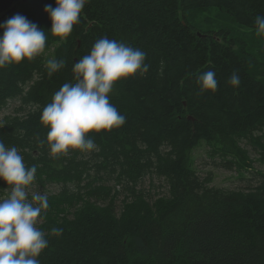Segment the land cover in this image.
Returning a JSON list of instances; mask_svg holds the SVG:
<instances>
[{"label":"trees","instance_id":"trees-1","mask_svg":"<svg viewBox=\"0 0 264 264\" xmlns=\"http://www.w3.org/2000/svg\"><path fill=\"white\" fill-rule=\"evenodd\" d=\"M46 5L55 0H27L0 19L23 15L47 37L43 54L0 69V113L16 104L0 122V140L37 166L29 189L48 197L37 224L49 240L40 264H264V174L225 190L189 166L190 153L211 141L226 168L251 170L253 150L264 159L262 37L238 33L256 31L264 0H89L59 46ZM104 37L146 52L149 70L114 85L110 103L123 126L95 134L89 153L53 159L41 112L64 83L76 82L75 60ZM50 58L65 62L51 77ZM208 70L218 86L201 94L197 78ZM233 72L238 88L229 84ZM147 179L149 189L163 183L165 194L148 199ZM6 187L0 181V197ZM111 190L113 201L123 195L132 206L117 214L106 203ZM52 228L62 234L50 235Z\"/></svg>","mask_w":264,"mask_h":264},{"label":"clouds","instance_id":"clouds-1","mask_svg":"<svg viewBox=\"0 0 264 264\" xmlns=\"http://www.w3.org/2000/svg\"><path fill=\"white\" fill-rule=\"evenodd\" d=\"M88 2L55 0V7L45 6L51 23L48 33L58 38L54 46L66 41ZM255 24L256 35L264 37V16H257ZM0 32V69L31 61L45 50V31L23 15H14L0 24ZM146 56L139 48L104 37L73 65L76 82L64 83L40 115V122L47 129L46 144L51 158L65 156L70 150L89 153L96 147L95 134L125 124V116L110 103V94L117 82L148 72ZM64 66V60L48 59L49 77ZM197 83L201 94L214 93L218 86L215 71L201 73ZM229 84L233 88L240 86L237 72L232 73ZM36 173V165L26 166L17 148L7 147L0 140V181L9 193L0 200V264H40L38 257L49 245L45 233L37 227L42 213L49 208L48 197L33 193L31 201L28 199ZM62 231L52 228L50 235L60 236Z\"/></svg>","mask_w":264,"mask_h":264},{"label":"rangeland","instance_id":"rangeland-1","mask_svg":"<svg viewBox=\"0 0 264 264\" xmlns=\"http://www.w3.org/2000/svg\"><path fill=\"white\" fill-rule=\"evenodd\" d=\"M238 33L249 37L256 35V31H249L243 29L238 30ZM260 46L263 48L264 51V37H262V39L259 41V47ZM261 60L264 61L263 58H261ZM15 105V103H9L8 106L0 113V122L3 117L11 115L13 113L12 110H14ZM191 157L192 158L189 161V166L201 178H204L208 174H211L213 181L210 186L218 189L237 190L243 188L246 185V181H244V179L253 178L254 175H256V172L264 174V159H262V157L260 156L259 150H257L256 152L255 150H253L250 153V158L252 159L251 161H253L252 163L250 162L251 170H244V172H242L243 175H238L234 169L232 171H227L221 168L218 154H216L215 152H209L205 146H201L195 149L192 152ZM154 185V188L149 189V179L145 180L143 184H141V186L146 189L145 191L147 193L146 195L148 196V199L151 200H155L157 197L165 194V189L161 188L164 187L163 183H161L159 180H154ZM50 191L55 192V187H52L49 190L46 188L45 193H49ZM28 193V199L29 201H31L33 193L44 194V191L32 187L28 190ZM8 195L9 193L7 192L4 196L0 197V200L6 199Z\"/></svg>","mask_w":264,"mask_h":264},{"label":"bare ground","instance_id":"bare-ground-1","mask_svg":"<svg viewBox=\"0 0 264 264\" xmlns=\"http://www.w3.org/2000/svg\"><path fill=\"white\" fill-rule=\"evenodd\" d=\"M19 4V3H18ZM17 5V4H16ZM16 5H15V9H16ZM183 106L185 107L186 106V103L184 102V104H183ZM217 142L216 141H211L209 144H206V143H201V144H199L200 146H198V147H196L195 149H197V148H199V147H201V146H205L207 149H208V151L209 152H213L214 151V149H215V144H216ZM194 149V150H195ZM247 149V148H246ZM193 150V151H194ZM192 151V152H193ZM192 152L190 153V155H189V161L191 160V155H192ZM252 160V159H251ZM223 163H222V160L220 159V166H221V168H223V169H225V170H227V171H232L233 169L235 170V172L238 174V175H243L242 174V172H244V169L242 170V169H238L237 167L235 168L234 166L233 167H231V168H226V167H224V165H222ZM211 176L212 177V175L211 174H208L207 176ZM206 176V177H207ZM251 179H253V178H251ZM211 185V184H210ZM115 192H116V190L114 191V190H111V192H110V196H109V198L106 200V203H111V204H113V206H114V210H115V212L117 213V214H120V213H122V212H124L125 210H127V209H129V207H131L132 206V204H131V202H128L129 200H125L124 199V197H123V195H118V196H116V199H115V201H113V198L115 197L114 195H115Z\"/></svg>","mask_w":264,"mask_h":264},{"label":"water","instance_id":"water-1","mask_svg":"<svg viewBox=\"0 0 264 264\" xmlns=\"http://www.w3.org/2000/svg\"><path fill=\"white\" fill-rule=\"evenodd\" d=\"M26 1L27 0H0V19H3L5 16H8L12 12H14L16 4L24 3Z\"/></svg>","mask_w":264,"mask_h":264}]
</instances>
